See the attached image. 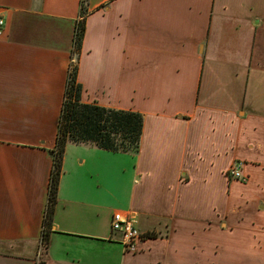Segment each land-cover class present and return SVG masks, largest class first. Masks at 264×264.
Wrapping results in <instances>:
<instances>
[{"label":"crops","instance_id":"1","mask_svg":"<svg viewBox=\"0 0 264 264\" xmlns=\"http://www.w3.org/2000/svg\"><path fill=\"white\" fill-rule=\"evenodd\" d=\"M84 7L0 0V264L42 258L51 152L81 19V102L140 113L143 132L136 155L67 145L46 263L264 264V0ZM239 162L245 181L227 176ZM116 211L131 214L143 253L127 255L112 234Z\"/></svg>","mask_w":264,"mask_h":264},{"label":"trees","instance_id":"2","mask_svg":"<svg viewBox=\"0 0 264 264\" xmlns=\"http://www.w3.org/2000/svg\"><path fill=\"white\" fill-rule=\"evenodd\" d=\"M83 0L82 12L86 8ZM84 22L78 24L74 47L79 53L84 38ZM77 70L68 76L67 88L58 124L56 144L52 153L54 173L49 185L47 216L42 233V258L37 264H47L44 258L50 244L51 216L56 204L65 150L68 144L92 145L111 152L136 155L139 153L144 118L137 112L114 110L81 102L82 87L77 82ZM152 239L155 237H151Z\"/></svg>","mask_w":264,"mask_h":264},{"label":"built area","instance_id":"3","mask_svg":"<svg viewBox=\"0 0 264 264\" xmlns=\"http://www.w3.org/2000/svg\"><path fill=\"white\" fill-rule=\"evenodd\" d=\"M83 22V19L76 23L75 35L78 32V24ZM5 28V21L0 18V35L3 34ZM79 53L73 48L70 65L69 75L72 74L78 67ZM242 163H237L227 171V176L232 180L245 181L246 178L242 175ZM54 166V162H53ZM54 169V167H53ZM52 169V170H53ZM54 173H51L50 184ZM45 228L43 227V232ZM111 231L115 236H120L119 242L121 243L124 252L135 254L137 253L138 247L144 239V235L139 231L131 219L129 212L116 211L112 215L111 220Z\"/></svg>","mask_w":264,"mask_h":264},{"label":"rangeland","instance_id":"4","mask_svg":"<svg viewBox=\"0 0 264 264\" xmlns=\"http://www.w3.org/2000/svg\"><path fill=\"white\" fill-rule=\"evenodd\" d=\"M74 145V144H73ZM131 184H132V175L131 174H129V173H127L126 174V178H125V186H126V189L129 191L130 190V186H131ZM112 199H111V205L112 206H115V208L117 207V206H120L121 204H122V201H123V199L122 198H114V197H111ZM153 235H155V234H153ZM162 235H164V234H160V235H158V238H160L159 236H161V239L164 237H162ZM146 237V239H148V238H151L152 237V235H147V236H145ZM154 237V236H153ZM157 237V236H156ZM119 247H121V246H119ZM121 250L119 249V250H114V248H111L110 250H109V257L110 258H112V256L114 255L115 256V259L116 260H121V252H120ZM143 253L144 251H141L140 250V245H139V247H138V250H137V253H135V254H132V253H127V255H137V254H140V253ZM127 259H128V256H127ZM130 259V258H129Z\"/></svg>","mask_w":264,"mask_h":264}]
</instances>
